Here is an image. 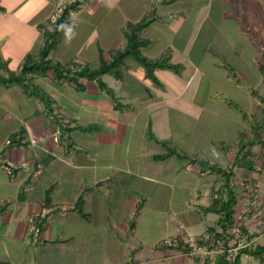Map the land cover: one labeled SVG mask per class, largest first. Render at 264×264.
Listing matches in <instances>:
<instances>
[{"label":"crops","instance_id":"crops-1","mask_svg":"<svg viewBox=\"0 0 264 264\" xmlns=\"http://www.w3.org/2000/svg\"><path fill=\"white\" fill-rule=\"evenodd\" d=\"M159 1L156 19L142 31L150 40L142 52L165 56L179 70L156 68L160 85L133 60L126 61L121 80L103 75L125 107L116 109L95 82L85 81L78 91L47 73L32 81L52 99L48 112L18 85L0 83V264H212L161 241L189 233V226L202 225L194 233L202 234L216 223L218 215L202 208L212 203L219 176L190 159L227 167L239 133L250 134L242 110L254 112L252 91L264 93V0H79L50 56L97 66L98 49L108 58L111 48H123L126 22L141 19ZM57 4L0 0V60L10 70L19 72L26 55H38L41 26ZM97 15L93 30L89 21ZM216 71L221 84L213 88ZM196 74L209 75L210 84L188 85ZM240 96L247 109L235 102ZM20 128L13 143L9 136ZM168 149L180 156L153 159ZM212 151L230 157L208 160ZM87 187L81 215L74 205ZM238 202L236 218L246 231L235 243L264 244L258 240L264 225L251 219L257 204L238 215L244 210ZM162 204L169 214L156 208ZM35 214L44 219L37 237L28 223ZM208 215L214 216L210 223ZM250 263L259 264L255 258Z\"/></svg>","mask_w":264,"mask_h":264},{"label":"trees","instance_id":"trees-1","mask_svg":"<svg viewBox=\"0 0 264 264\" xmlns=\"http://www.w3.org/2000/svg\"><path fill=\"white\" fill-rule=\"evenodd\" d=\"M163 2H154L151 10L141 19L126 22L122 29V35L126 40L125 46L123 48H111L108 51V58L104 57L103 50L99 48L98 64L95 67H91L87 63H80L74 60L65 63L57 62L50 56L65 33V29L69 23L70 13L76 11L79 6V0H73L65 6L54 21L48 20V24L41 26L43 44L38 55L36 57L30 54L26 55L19 72L10 70L7 62L0 60V83L5 87L12 84L18 85L27 96L35 97L44 104L48 112H51V104L53 101L49 95L45 94V92L33 83L34 76H43L49 73L56 81L65 79L73 83L78 91L85 89V81L95 82L97 87L104 91L111 101H113L114 107L121 109L126 105H122L117 101L113 89L108 87L102 80L103 75H110L116 80H121L124 76L126 61L133 60L143 67L145 76L148 79L160 85L159 80L154 74L156 68H167L174 71L179 70V65L170 63L169 59L165 56L151 59L146 57L142 52L143 48L147 47L150 43V40L142 35V31L156 19V8ZM225 66L231 71L229 65L225 64ZM252 95L258 101L254 112L249 113L242 110L244 119L250 124V134L246 132L239 133L237 148L230 164L227 167H221L214 163L211 164L206 160L190 159L191 162L199 163L202 170L208 169L210 172L216 173L219 176L220 184L214 192L215 197L208 207L202 208V211L204 213L218 215L215 225L209 227L206 231L213 232L215 236L221 239L224 247L236 246L237 242L235 243V240L238 241L240 238L237 237L235 239L234 235L228 232L236 223H239V220L236 218L235 209L239 195L235 191L233 184L234 169L240 168L244 171L253 172L256 171V164L259 165V170L264 169V93L260 95L256 91H252ZM229 104H232V102H229ZM22 134L23 128H20L17 132L10 134L9 137H11L14 143L15 138L21 137ZM254 147H258V150L254 151ZM172 154L180 156L175 149H168V151L162 154L154 155L153 159L163 160ZM259 159H262V161L259 162ZM247 189L248 186H244V190ZM89 190H91V187L84 188L75 201L74 208L81 215H83L82 206L84 204V196ZM43 222V218L37 217L35 219V224L39 228H41ZM240 229L242 234L246 231L241 223ZM242 234H240L241 237ZM229 242H232V244L229 245ZM181 250L187 251L184 248ZM243 255L254 257L260 264H264V244L241 246L237 248L233 258H228L226 253H220L212 264H241Z\"/></svg>","mask_w":264,"mask_h":264},{"label":"rangeland","instance_id":"rangeland-1","mask_svg":"<svg viewBox=\"0 0 264 264\" xmlns=\"http://www.w3.org/2000/svg\"><path fill=\"white\" fill-rule=\"evenodd\" d=\"M99 17L100 16L97 15L96 17L92 18L89 21V24L91 25V28L93 30H95V27L97 28V26L100 24ZM52 56H53V58L56 57V55H53V54H52ZM216 72H215V74L214 73L212 74V84L211 85L213 86V88L218 87L221 84L219 78L216 77L218 75V72L217 73ZM237 73H238V71H237ZM208 81H209V75L201 77L200 74H196L194 76V78L192 79L191 83L189 82L188 85H190V86L198 85V84L208 85V84H210ZM253 84L254 85H251V86H253V88H255V89H258V85L254 81H253ZM245 95H246V93H245ZM225 96H227V95H225ZM245 98H246L245 96H243V97L240 96V98L237 99L235 102H237L239 105H241V107L247 109L248 104L245 101ZM151 132H150V134H153ZM213 137H214V134H213ZM255 150H258V147H256ZM222 155H223V157L221 159L220 154L218 155L215 151H212V153L210 155H208V157H206V158H208V160H210V157H211V159H213L215 161L220 160V162L223 163V160L226 157L227 158L230 157V155L227 153H222ZM261 161H262V159H259V162H261ZM256 166L259 168L258 164H256ZM234 176H235L234 180L238 181L237 187H235V191L238 192L239 201H240L241 205H243V209H244L242 212L238 213V215H240V214L244 215L245 213H249L248 205L250 202H253V204H257L256 206H254V207H257V210L251 215V219L254 221V223H257L258 227H260L261 225H264V204H261V203L259 204V201H261V200L264 201V169L258 170L255 172H249V171L240 172V170H238V172ZM244 182L248 183V189L247 190H244V188H243L242 184ZM151 207L152 206H150L149 208H151ZM156 208L163 211V215H167L170 213V207L167 204L158 205ZM238 208H239V202L237 203V206H236L237 210H238ZM174 209H175V211L179 210V207H173V210ZM213 219H214L213 215H208V221L207 222L210 223V222H212L210 220H213ZM203 228L204 227L202 225L197 226V227H191V226L187 227L188 232L189 233L193 232L192 234L200 232ZM262 231H263V233L259 237L258 240L261 242H264V229H262ZM242 262L244 264H251L250 262L253 263L254 258L249 257L247 255H244L242 257Z\"/></svg>","mask_w":264,"mask_h":264},{"label":"built area","instance_id":"built-area-1","mask_svg":"<svg viewBox=\"0 0 264 264\" xmlns=\"http://www.w3.org/2000/svg\"><path fill=\"white\" fill-rule=\"evenodd\" d=\"M72 1L73 0H58L56 12L49 18V20L54 21L56 16L62 12L65 6ZM96 1L100 2L101 0ZM73 12H71L70 15ZM39 216L41 215L35 214L29 216L28 218V223L35 237H37L40 232L39 226L35 224V219ZM228 232L233 234L235 238L239 237L241 234L240 224L236 223L234 227L228 230ZM161 244L167 248H184L191 254L206 257L211 263L220 253H226L228 258H233L237 248L241 246L240 244H236V246L233 245L232 247H224L221 239L215 236L213 232L209 231H205L202 234H189L187 232H181L179 235L164 237ZM231 244L232 242H229V245Z\"/></svg>","mask_w":264,"mask_h":264}]
</instances>
